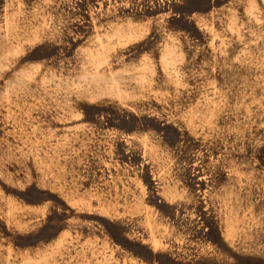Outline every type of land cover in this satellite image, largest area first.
I'll use <instances>...</instances> for the list:
<instances>
[{
  "label": "rangeland",
  "instance_id": "1",
  "mask_svg": "<svg viewBox=\"0 0 264 264\" xmlns=\"http://www.w3.org/2000/svg\"><path fill=\"white\" fill-rule=\"evenodd\" d=\"M0 264H264V0H0Z\"/></svg>",
  "mask_w": 264,
  "mask_h": 264
}]
</instances>
